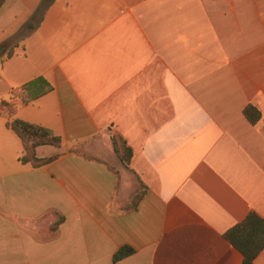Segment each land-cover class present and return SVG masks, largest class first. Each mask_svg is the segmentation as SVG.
Segmentation results:
<instances>
[{
    "label": "crops",
    "instance_id": "0c3cea01",
    "mask_svg": "<svg viewBox=\"0 0 264 264\" xmlns=\"http://www.w3.org/2000/svg\"><path fill=\"white\" fill-rule=\"evenodd\" d=\"M40 2L0 6V99L13 106L0 107V252L40 264H240L224 232L250 210L264 218V0H46L13 39ZM38 76L50 91L12 98ZM13 118L59 135L60 147L35 148L59 156L20 162ZM112 136L131 149L126 166ZM73 141L86 150L69 151ZM51 212L62 216L52 231L39 221ZM123 245L133 251L113 261Z\"/></svg>",
    "mask_w": 264,
    "mask_h": 264
},
{
    "label": "trees",
    "instance_id": "16d2710c",
    "mask_svg": "<svg viewBox=\"0 0 264 264\" xmlns=\"http://www.w3.org/2000/svg\"><path fill=\"white\" fill-rule=\"evenodd\" d=\"M4 0H0V6ZM46 0H41L36 10L30 15L29 20L15 32V36L21 34V39H24L27 34L23 33L24 28L32 30L36 23L41 19V14L46 7ZM36 21L34 24L33 22ZM30 32V31H29ZM12 50L8 53L11 55ZM51 84L42 76H38L17 88L10 90L12 98L18 97L22 102L27 103L37 98L38 96L50 91ZM8 105L10 112L13 111V106L10 103L2 101ZM243 115L249 123L255 124L260 118L259 109L252 103H248L243 108ZM6 126L12 129L22 142V152L18 160L22 163H30L34 167H38L49 163L56 159L60 153L50 156L38 157L35 148L39 145H53L60 147L62 139L59 135L53 133L49 128L30 123L19 118H13L6 122ZM119 137L112 136V148L120 162L126 166L131 156V149L121 140V145H118ZM69 151H76L72 148ZM142 191H138L133 195L130 207H134L137 200L140 198ZM62 220V217L58 222ZM223 236L234 246L242 255L240 264H254V258L264 248V218L255 211L250 210L247 214L229 227ZM133 251L132 247L123 245L118 248L112 255V260L117 261L122 257L130 254Z\"/></svg>",
    "mask_w": 264,
    "mask_h": 264
},
{
    "label": "rangeland",
    "instance_id": "374dc122",
    "mask_svg": "<svg viewBox=\"0 0 264 264\" xmlns=\"http://www.w3.org/2000/svg\"><path fill=\"white\" fill-rule=\"evenodd\" d=\"M15 40H18V36H15V38H13ZM12 39V41H13ZM2 99H0V107H4V109L6 111H8V113H11L10 110L8 109V105L3 104L2 103ZM6 102V101H5ZM8 103V102H7ZM10 104V103H9ZM116 137V136H115ZM118 145H121V140L117 139ZM86 142H82V141H73L70 142L68 149L72 148L76 151H84L86 150ZM112 162V160H110ZM61 214L59 212H51V213H46L44 214L41 218H40V224H42L43 226H45L47 229L49 230H54V228L56 227V225H58V221L61 218ZM10 257L12 258V260L19 262L20 264H24L26 262V260L28 261H32V258L34 259V263L33 264H40V262H36L35 257H33L31 254H23L21 252H15V254L12 251H5V252H0V264H6L7 260H10ZM44 264V263H43Z\"/></svg>",
    "mask_w": 264,
    "mask_h": 264
},
{
    "label": "water",
    "instance_id": "95a60500",
    "mask_svg": "<svg viewBox=\"0 0 264 264\" xmlns=\"http://www.w3.org/2000/svg\"><path fill=\"white\" fill-rule=\"evenodd\" d=\"M1 49H2V46L0 47V51H1Z\"/></svg>",
    "mask_w": 264,
    "mask_h": 264
}]
</instances>
